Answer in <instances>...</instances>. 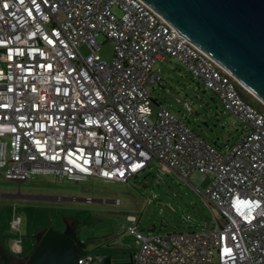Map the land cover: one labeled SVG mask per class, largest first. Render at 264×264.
I'll list each match as a JSON object with an SVG mask.
<instances>
[{
    "label": "built area",
    "instance_id": "2783aa9c",
    "mask_svg": "<svg viewBox=\"0 0 264 264\" xmlns=\"http://www.w3.org/2000/svg\"><path fill=\"white\" fill-rule=\"evenodd\" d=\"M101 34L113 41L110 60L98 51ZM169 57L240 118L227 151L169 108L154 114L150 83ZM241 87L140 0H0V175L127 181L153 158L185 178L210 173L202 193L214 224L146 234L131 215L140 242L132 264H264V111ZM101 259L84 251L80 263Z\"/></svg>",
    "mask_w": 264,
    "mask_h": 264
},
{
    "label": "rangeland",
    "instance_id": "374dc122",
    "mask_svg": "<svg viewBox=\"0 0 264 264\" xmlns=\"http://www.w3.org/2000/svg\"><path fill=\"white\" fill-rule=\"evenodd\" d=\"M98 40L99 53L110 60L113 41L103 34ZM81 49L87 52L86 46ZM159 64L162 78L150 83L154 114L160 105L169 108L208 142L227 151L241 135L240 118L181 61L169 57ZM250 94H246V100L264 110V104ZM211 181L210 173L199 170L182 177L157 158L127 181L101 177L75 181L52 173H35L19 182L0 175V224L8 241L20 239L18 248L12 251L19 258L32 251L41 230L50 228H75L79 239L85 241L84 249L91 253L106 251L107 243L114 241L127 250L138 249L140 242L128 229L133 223L131 215L137 228L146 234L212 226L215 216L202 193ZM17 216L20 224L14 228L12 221ZM100 239L107 241L105 245H100Z\"/></svg>",
    "mask_w": 264,
    "mask_h": 264
},
{
    "label": "water",
    "instance_id": "95a60500",
    "mask_svg": "<svg viewBox=\"0 0 264 264\" xmlns=\"http://www.w3.org/2000/svg\"><path fill=\"white\" fill-rule=\"evenodd\" d=\"M140 1L264 102V0ZM35 264L81 263L69 247L49 248Z\"/></svg>",
    "mask_w": 264,
    "mask_h": 264
},
{
    "label": "flooded vegetation",
    "instance_id": "af4514ba",
    "mask_svg": "<svg viewBox=\"0 0 264 264\" xmlns=\"http://www.w3.org/2000/svg\"><path fill=\"white\" fill-rule=\"evenodd\" d=\"M63 233L65 236L58 238V236L49 234L48 229L41 230L37 234V239L32 251L26 256L20 258L12 252L14 249H9L2 242H0V244L6 247V250H10V253L12 254V259L9 264H35L37 258L49 248L52 250L63 251L70 247L74 250L75 257L79 258L80 260L81 254L83 253V248L81 247V243L79 242L78 236L75 233V229H69L68 227L67 231H63Z\"/></svg>",
    "mask_w": 264,
    "mask_h": 264
},
{
    "label": "crops",
    "instance_id": "0c3cea01",
    "mask_svg": "<svg viewBox=\"0 0 264 264\" xmlns=\"http://www.w3.org/2000/svg\"><path fill=\"white\" fill-rule=\"evenodd\" d=\"M5 236L6 235L3 233V230H2V225L0 224V242H2L4 245H6L10 249L11 248L10 247V240L8 241V239ZM78 239H79V237H78ZM80 241L81 240L79 239V242ZM100 241H101L100 245H102V244L105 245V242H107L105 239L104 240L100 239ZM116 243L119 246H120V244H122V243L116 242V241H114V243L108 242L107 243L108 246H107L106 251L94 253V254L101 255L102 259L100 261L94 260V261H92L91 264H132V257H133V254L137 248H133V250H127L124 247V244H122L123 247H119L118 245H116L114 248H112L111 246H109L111 244H116ZM82 248H83V246H82ZM84 251H90V250L84 249Z\"/></svg>",
    "mask_w": 264,
    "mask_h": 264
},
{
    "label": "trees",
    "instance_id": "16d2710c",
    "mask_svg": "<svg viewBox=\"0 0 264 264\" xmlns=\"http://www.w3.org/2000/svg\"><path fill=\"white\" fill-rule=\"evenodd\" d=\"M241 89H242L241 92H242L244 98L247 97L246 94H250L244 88L241 87ZM250 95H252V94H250ZM253 103L255 104L254 101H253ZM261 110H263V109H261ZM136 174H134V175H136ZM48 233L49 234H52V235H55V236H58V238H61V237H64L65 236V234L63 233V231L54 230L52 228L48 229ZM80 243H81V245L84 248L85 247V241H81ZM6 249H7L6 247H4L2 244H0V264H9L11 262L12 254L10 253V250H6ZM83 252H84V249H83Z\"/></svg>",
    "mask_w": 264,
    "mask_h": 264
},
{
    "label": "bare ground",
    "instance_id": "6f19581e",
    "mask_svg": "<svg viewBox=\"0 0 264 264\" xmlns=\"http://www.w3.org/2000/svg\"><path fill=\"white\" fill-rule=\"evenodd\" d=\"M245 87V86H244ZM247 89V88H246ZM249 91V90H248ZM259 99V98H258ZM260 101H262L261 99H259ZM263 102V101H262ZM264 103V102H263Z\"/></svg>",
    "mask_w": 264,
    "mask_h": 264
}]
</instances>
